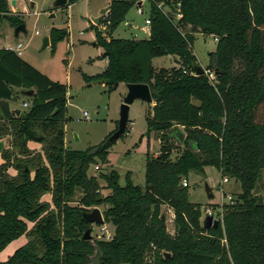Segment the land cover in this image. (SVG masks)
I'll use <instances>...</instances> for the list:
<instances>
[{"label":"trees","instance_id":"16d2710c","mask_svg":"<svg viewBox=\"0 0 264 264\" xmlns=\"http://www.w3.org/2000/svg\"><path fill=\"white\" fill-rule=\"evenodd\" d=\"M137 1H108L97 22H104L108 37L92 26L106 64L82 78L107 90L119 82L147 84L153 102L145 133H160V145L156 155L145 154L142 186L129 172L122 183L113 169L88 175L89 164L106 162L107 148L125 129L83 150L66 149L65 85L0 47V248L20 234L26 238L0 264H89L96 251L99 264H264V190L254 193L264 177V0H145L147 37L112 38ZM2 22L13 28L23 23L6 0H0ZM195 32L215 38L202 69L212 78L192 68L198 65L191 51ZM66 36V29L49 28L50 51ZM162 55L176 65L153 68L151 58ZM28 89V104L11 109L8 100ZM174 126L182 127L183 140L171 156ZM29 140L40 150L29 149ZM204 166L239 186L209 228L201 226L200 204L188 201L181 184L190 172L203 175ZM44 193L49 201L40 199ZM98 205L112 234L83 240L89 225L81 211ZM162 205L172 211L171 232L160 217Z\"/></svg>","mask_w":264,"mask_h":264},{"label":"rangeland","instance_id":"374dc122","mask_svg":"<svg viewBox=\"0 0 264 264\" xmlns=\"http://www.w3.org/2000/svg\"><path fill=\"white\" fill-rule=\"evenodd\" d=\"M109 0H77L66 7H51L52 0H15L14 6L17 13L21 14L24 24V32L13 35V27L6 22L0 24V47H15L16 43L21 45V59L27 61L39 72L53 81L65 85V121L63 123V145L69 150H83L88 146L97 144L104 136L115 130L118 120L119 105L125 94L124 83L119 82L114 88L107 90L101 83L91 82L87 84L82 75H93L103 70L105 59L102 58V49L94 44L95 36L93 27L100 30L104 38L105 24L101 20L94 24L91 18L99 14V10ZM10 0H8L9 4ZM30 2L33 3L30 6ZM138 5L130 7L124 20L111 33L112 38H145L148 33V25L144 22L147 16L146 1L142 0L140 10L136 12ZM164 12L169 13L168 6L160 4ZM11 11V10H10ZM15 13L16 11H11ZM52 14V17H48ZM174 18L173 13H169ZM130 23V26L127 25ZM93 26V27H92ZM49 28L66 29L65 39L58 41L53 51L49 46L41 48V39L48 35ZM35 31L37 33H35ZM215 48V38L211 34L195 32L191 44V51L196 63L204 69L208 62V53ZM153 68H169L174 65L175 59L162 55L151 58ZM19 96V95H18ZM20 99V97H19ZM16 104H20L17 101ZM23 108L22 105L16 106ZM151 104L139 100H133L128 104L127 120L125 130L121 136L107 148L106 162L89 164L86 173L97 175L98 172L105 173L115 170L119 175V183L123 182V176L129 172L131 181L139 186L143 185V169L145 154L156 155L160 145V133L150 131L147 134L145 116L150 110ZM85 111L87 117L82 115ZM263 116V110L259 109ZM181 132L182 127H178ZM174 149L171 156L182 149L177 139L172 138ZM29 149L40 150V143L29 140L26 143ZM2 159L0 157V163ZM97 166V169L94 168ZM10 175L15 174L12 166L7 169ZM188 201L200 204V221L209 209L216 218V211L220 210L222 204L234 202L239 186L236 181L226 178L222 181L219 172L212 166L203 167V175L193 172L188 173L185 178ZM103 185L102 180H98ZM205 184L210 188L212 196H206ZM264 177L263 173L254 190L255 194L263 195ZM101 194L107 193V189H101ZM226 196L231 197L227 200ZM41 200L49 201L48 193H44ZM71 205L74 202L70 203ZM210 205L214 208L211 209ZM100 213L103 206H96ZM160 210L163 214L165 225L171 232L170 210L162 205ZM90 236L92 239H107L112 234V226L102 221L101 224H90ZM24 234H20L8 241L0 248V261L5 260L11 253L25 242Z\"/></svg>","mask_w":264,"mask_h":264},{"label":"water","instance_id":"95a60500","mask_svg":"<svg viewBox=\"0 0 264 264\" xmlns=\"http://www.w3.org/2000/svg\"><path fill=\"white\" fill-rule=\"evenodd\" d=\"M10 4H13V0L10 1ZM65 4H66V0H52L51 7L58 8V7H62ZM135 4L139 5L140 1H137ZM30 6H32V3H30ZM107 8H108L107 6L102 7L99 10L98 16L95 18H91L94 24L98 22L100 15L104 14ZM48 17H52V14H50ZM18 32H24L23 23H20L13 28L14 36H16ZM47 45H48V36L46 35V36H43L41 39V48H44ZM192 68L195 74H200L204 72L199 65H193ZM114 86H116V84H114ZM124 86H125L126 91L119 105L117 126H116V129L112 132V134L108 137V139H114L123 132L125 123L127 120L128 104L130 102H132L133 100H139V101H143L147 103L153 102V99L150 97L147 84L145 83H124ZM20 93L25 96H30L32 93V90L31 89L21 90ZM16 113H18V109H16ZM172 135L175 136V138L179 142L183 140V133L177 126H174L172 128ZM1 147H2V138H0V149ZM204 190H205L206 196L210 198L212 194L210 192V188L206 184H205ZM160 217L163 218V215H161ZM81 219L88 225L90 224L99 225L103 221L101 213L97 207H92L89 210L81 211ZM217 224H218V220L209 213L205 214L201 220V226L203 228L216 227ZM89 232H90V228L88 227L83 231L81 235V239L91 240V236ZM164 255H167V253L164 252ZM89 264H99V253L97 251L94 253L93 256H91Z\"/></svg>","mask_w":264,"mask_h":264},{"label":"crops","instance_id":"0c3cea01","mask_svg":"<svg viewBox=\"0 0 264 264\" xmlns=\"http://www.w3.org/2000/svg\"><path fill=\"white\" fill-rule=\"evenodd\" d=\"M7 1V4H8V0H6ZM11 1V0H10ZM140 1V4L138 5V7L140 8V6H141V2H142V0H139ZM14 3H15V0H13V4H10V2H9V4H8V9L9 10H11V11H18L17 10V8L14 6ZM30 3H32V2H30ZM32 5H33V3H32ZM104 6H107V3H105V5ZM103 6V7H104ZM126 16V15H125ZM177 16H176V14L174 15V18H176ZM125 18V17H124ZM124 20V19H123ZM121 23V22H120ZM119 23V24H120ZM118 24V25H119ZM127 25L128 26H130V23H127ZM18 35V34H17ZM16 35V36H17ZM15 36V37H16ZM48 36V35H47ZM17 44V43H16ZM48 44H49V41H48ZM48 46V45H47ZM8 47H11V46H8ZM8 47H3V48H8ZM20 51H21V45H20ZM21 55V52H20V54L18 55V56H20ZM24 60V59H23ZM25 61V60H24ZM27 62V61H26ZM28 63V62H27ZM29 64V63H28ZM105 64H106V60H105ZM105 66V65H104ZM33 67V66H32ZM37 70V69H36ZM15 91H16V89H15ZM19 95V96H18ZM19 97H20V99H19ZM28 96H25V95H22L20 92H18V93H15V95H14V99H11V100H8V105H9V107L11 108V109H14V108H18V107H16V106H20V105H22L24 102L26 103V104H28ZM17 101H19L20 102V104H16L17 103ZM150 104H152V102L150 103ZM18 109H20V108H18ZM169 210H170V208H169ZM170 220H171V218H172V211L170 210Z\"/></svg>","mask_w":264,"mask_h":264},{"label":"built area","instance_id":"2783aa9c","mask_svg":"<svg viewBox=\"0 0 264 264\" xmlns=\"http://www.w3.org/2000/svg\"><path fill=\"white\" fill-rule=\"evenodd\" d=\"M136 12H138V13L141 12V10H140L139 7L136 8ZM176 16H177V14H176ZM144 22L147 24V23H148V20L145 18V19H144ZM35 33H37V32L35 31ZM8 49H11L12 51H14L16 55H19L20 52H21V51H20V44H19V43H17V44L15 45V47H8ZM204 72L207 74L208 78H212V73H211V72H208V71H204ZM22 106L25 107V106H26V103L24 102V103L22 104ZM82 115H83L85 118L87 117V114H86L85 111L82 112ZM94 168L97 169V166H94ZM222 181L225 182V181H226V178H225V177L222 178ZM181 184H182V185H185V184H186V181L183 179V180L181 181ZM226 198H227V200H230V203L232 202L230 196H226ZM207 213H209V214L212 215V213L210 212L209 209H206V214H207ZM212 216H213V215H212Z\"/></svg>","mask_w":264,"mask_h":264}]
</instances>
